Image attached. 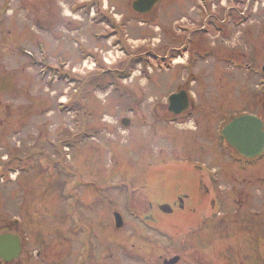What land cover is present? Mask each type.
Wrapping results in <instances>:
<instances>
[{"label":"rangeland","instance_id":"1","mask_svg":"<svg viewBox=\"0 0 264 264\" xmlns=\"http://www.w3.org/2000/svg\"><path fill=\"white\" fill-rule=\"evenodd\" d=\"M93 1H106L121 20L116 33L123 53L108 36L116 34L113 30L92 24L84 11L71 13L74 19L69 16L77 0H0V224L18 219L20 225L21 219H28V231H33L29 246L41 254L40 262L33 259L29 264H53L56 229L70 255L97 252L99 237L104 264L145 263L147 242L157 240L159 231L183 216L177 210L167 224L156 214L162 223L148 225L143 216L152 214L149 203L172 207L183 194L197 198L199 179L208 188L216 181L218 188L210 190L203 214H212L208 202L219 195L225 206L222 214L232 215L240 208L236 200H245L246 192L253 200L248 215L257 220L252 214L264 211V181L251 188L241 183L256 182L258 172L263 176L264 157L243 164L230 158L213 135L243 112L264 121V0H251L250 5L223 0L234 14L248 7L247 21L239 25L244 19L231 15L224 33L216 25L223 14H215L205 31L190 26L196 23L200 0H163L143 17L132 11L134 0ZM214 1L219 9L220 0ZM202 15L213 21L211 12ZM111 16L105 25L117 28L109 23ZM150 52L182 55L169 70L165 66L170 63L162 62L160 70L154 65L147 74L144 65L149 69L155 63H145ZM128 55L141 56L132 63V72ZM103 61L111 64L110 70H126L123 81L115 74L104 75ZM64 65L74 72L73 80L55 77L48 69ZM185 85L193 102L205 108L195 115L198 126L182 115L165 117V124L151 117V108H162L166 98ZM70 97L76 104L73 118L67 110ZM123 118L131 121L127 129L120 125ZM199 203L194 200L195 206ZM114 212L123 217V231L115 228ZM64 220L72 226L71 234L59 226ZM39 224L43 227L35 232ZM256 226L254 231L264 229ZM123 250L142 260H133ZM250 253L253 264V248Z\"/></svg>","mask_w":264,"mask_h":264},{"label":"flooded vegetation","instance_id":"2","mask_svg":"<svg viewBox=\"0 0 264 264\" xmlns=\"http://www.w3.org/2000/svg\"><path fill=\"white\" fill-rule=\"evenodd\" d=\"M162 1L163 0H160V2L154 7V9ZM229 1L231 2V4L234 3V0ZM214 3L215 1L213 0V2H207L204 6V10L207 13H212L213 21L211 22L210 20L208 23L203 24V15H198L196 16V24H198L197 27H200V29H205L208 27V25L214 23V20L216 19L215 14H223L224 19L219 20L216 25L218 27L221 26L220 28L224 33L226 29L230 27L227 22L228 18L231 15H234L233 10H231L232 6L223 4V0H220V2L218 3V6H220V8L217 9V6H214ZM102 16H104V14H102ZM121 26H123L122 23L120 24V27ZM119 40L121 41L122 38L120 37ZM175 56L173 58L177 57ZM129 57L132 58V61H136L138 59H134L133 55ZM167 59L172 60V58L169 57ZM71 73L70 71L66 72L67 77L72 78L73 73ZM178 91H184L187 95H191V91L187 90L186 85L179 86ZM188 99L187 112L182 116H184L185 119L190 118L194 122H197L195 118L197 111L205 110V108L201 106L200 102H193L190 96H188ZM168 107V104L163 103L162 108L159 109L161 113H158V109L156 108L151 109V117L157 119L158 122L165 124L164 121L166 120V118L167 120H170V118L172 117ZM214 113L215 112H213L212 114ZM244 114L246 113L243 112L240 115ZM240 115H237L236 117H239ZM141 119H145V116L142 115ZM173 119L175 120L177 119V117H174ZM233 119L234 117L226 120L227 122H225L224 124L227 125ZM262 123L264 126L263 120ZM196 126H198V122L196 123ZM214 136L218 145V138L220 137V135H218V130L217 134L215 130V134L213 135V137ZM219 142L229 150L230 158L235 157L236 159H238V161L241 159L234 150L226 145V143L220 140ZM261 173L263 176H260V172L257 173L258 176L254 180L256 182H252V180H249L247 183L246 180L243 179V182L241 184L247 185L249 188H251V186H253L254 184H258V186H261L263 184L262 181H264V171H262ZM215 183L216 181L214 182V185L210 184L212 186L211 188H208V186L203 183L202 179H199L198 182H196L197 187L195 189V195H197V198L190 199L185 194H183V197L179 196L178 202H173L171 204L172 213L169 215H164L163 213H161L160 203L158 204V202H155L154 204L150 202L149 207L152 214H146L145 216H143V218L145 220H149L150 224L154 226H156L158 223H162L158 219L159 217L162 219H167L168 224L169 217L173 216L177 210L181 211L183 216L180 217L178 222L170 223L167 226L168 230L164 232L159 231V235L156 234L158 236L157 240H149L147 242V245L150 244V246H147L145 248L148 251L147 262H134L132 264H250L251 248L254 249L253 264H263L264 262H261V260L264 257V254L262 252V249H264V229L262 231L254 230L259 229L256 226L257 224H261V226H264V223H262L264 219V211L261 212L262 214L254 212L252 216L257 220L253 222L248 215L249 209H247L250 207V204L253 202V200L252 198H249L248 194L245 192V200H241L240 202L236 200L237 203L235 202V205H239L240 208H236L233 211L232 215V211L222 214V209L225 206L221 207L220 204H224V202L221 200V197L219 195H214V197L208 202L210 207L209 209L210 211L212 210V214H203L202 209L207 205L205 204L203 206V204L206 198L209 197L210 190L216 189L215 191H218V188L215 187ZM196 199H199L200 201L198 206H195L194 204V200ZM231 204L234 205V203ZM215 210L221 213L215 212L214 214L213 212ZM156 214H158V218L155 216ZM59 226H66L67 232L69 231V234H71L72 226L70 225L68 220L62 221V224ZM28 227V219H21L20 225L17 221L11 222L10 224H0V236L8 235L11 238V241L2 248V255H0V264H29L33 259L38 262L41 261V254H37V247H35L36 244L34 246L35 249H32V247L29 246V244H31L32 242L31 234L33 233V231L31 230L29 233ZM39 227H43L42 224H39L37 228L35 227V232ZM125 228L126 226H124L120 231H123ZM251 230L253 232H251ZM61 234L62 233L59 232L58 229H56V235L53 234V236H55L53 240L54 245L51 248V258H54L53 264H104V247L99 237L98 240L100 242V247L97 252H95V250H92L91 254L90 249H87L84 255H79V253L77 255L71 253L70 255L69 250L67 248L63 249L60 243L61 238H63V234ZM159 238L162 240H160ZM16 244L19 247L17 253L14 251ZM60 250L61 253L59 254ZM123 251L124 254H128V257H131L135 261L142 260L141 258L139 259L138 255L137 257H133V252L127 253L125 252V250ZM33 254L35 255V258H33ZM140 255L142 256L143 253H141ZM175 259L177 260L174 262Z\"/></svg>","mask_w":264,"mask_h":264},{"label":"water","instance_id":"3","mask_svg":"<svg viewBox=\"0 0 264 264\" xmlns=\"http://www.w3.org/2000/svg\"><path fill=\"white\" fill-rule=\"evenodd\" d=\"M159 0H137L133 3V10L141 15L151 11ZM264 76V66L262 67ZM170 112L174 115L183 113L187 108V98L184 93L176 94L170 97ZM124 127L129 126V120H122ZM224 140L235 152L245 159H254L259 157L264 151V126L263 123L254 116H243L233 120L221 133ZM165 214H171L172 210L168 205L160 206ZM115 228L120 229L123 226L122 218L118 213H114ZM11 241L9 236L0 237V255L2 248ZM11 251V250H10ZM17 253L18 245L14 248ZM177 259L174 260V262Z\"/></svg>","mask_w":264,"mask_h":264}]
</instances>
